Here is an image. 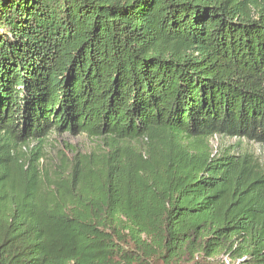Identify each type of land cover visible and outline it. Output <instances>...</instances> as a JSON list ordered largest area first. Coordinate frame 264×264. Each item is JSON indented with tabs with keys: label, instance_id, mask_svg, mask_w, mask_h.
Listing matches in <instances>:
<instances>
[{
	"label": "trees",
	"instance_id": "1",
	"mask_svg": "<svg viewBox=\"0 0 264 264\" xmlns=\"http://www.w3.org/2000/svg\"><path fill=\"white\" fill-rule=\"evenodd\" d=\"M65 132L104 143L52 171ZM218 136L264 144V0H0V264H264Z\"/></svg>",
	"mask_w": 264,
	"mask_h": 264
},
{
	"label": "rangeland",
	"instance_id": "2",
	"mask_svg": "<svg viewBox=\"0 0 264 264\" xmlns=\"http://www.w3.org/2000/svg\"><path fill=\"white\" fill-rule=\"evenodd\" d=\"M103 140L98 137L89 136L86 133L72 134L52 133L45 141L43 147L45 156L42 159L44 166L49 167L52 171L56 168L61 169L64 164L70 162L75 154L78 152L82 154H89L98 150L103 145ZM211 143L215 150L220 147V144H237L239 151H246L254 154L261 164L264 165V144H259L247 140L239 142L237 138H221L220 136L211 139ZM37 145L36 141L30 142L29 146H25L24 150L29 154L30 148ZM67 160V161H66ZM224 264H231L228 256L222 257ZM241 264V263H237Z\"/></svg>",
	"mask_w": 264,
	"mask_h": 264
}]
</instances>
